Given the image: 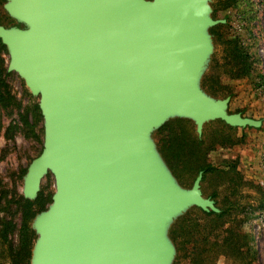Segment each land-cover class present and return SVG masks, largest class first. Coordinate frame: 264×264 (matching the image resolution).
<instances>
[{"label":"water","instance_id":"1","mask_svg":"<svg viewBox=\"0 0 264 264\" xmlns=\"http://www.w3.org/2000/svg\"><path fill=\"white\" fill-rule=\"evenodd\" d=\"M210 0H5L20 27L0 25L9 62L43 119V147L23 177L34 201L51 174L55 192L34 217L29 264H172L168 232L189 209L218 214L199 171L181 187L152 134L184 119L254 128L229 97L201 87L213 43Z\"/></svg>","mask_w":264,"mask_h":264},{"label":"rangeland","instance_id":"2","mask_svg":"<svg viewBox=\"0 0 264 264\" xmlns=\"http://www.w3.org/2000/svg\"><path fill=\"white\" fill-rule=\"evenodd\" d=\"M227 1L210 0L209 3L212 12L216 11L215 18L211 14L212 19L225 21L223 24L225 27L218 25L213 27L216 28V36H213L209 30L213 43L211 60L215 58L219 62L218 66H221L224 55L223 42L231 36L240 35L243 46H250L255 63L250 76L238 80H227L222 77L223 89L215 96H210L215 99L229 97V113H239L242 117L260 121L261 126L257 129L239 130L237 136L240 141L236 145L229 147L215 145L205 159V163L214 170L207 175L205 181L201 182V192L204 198L211 199V196L215 195L211 200L216 203V207H224L228 210L229 222L233 219L243 220L242 230L253 240L254 255L250 264H264V0H238L235 7L227 4ZM4 4L5 0H0V25L20 26L6 14L3 9ZM0 58L3 60L0 64V82L4 96V106L0 103V189L5 188L10 197L15 192L22 195L23 177L27 168L41 153L43 119L42 116L37 119L32 113L33 105H38V98L31 96L24 81L16 73L7 72L9 57L6 49L0 53ZM223 68L219 67L215 74L222 76ZM164 126L165 129L162 130L160 137L165 135L166 138L170 134L176 136L181 131L184 132L186 140L188 137L197 136L194 124L188 120L175 118ZM220 128L221 125L217 121L207 123L203 127L201 137L208 142L210 138L217 136L216 133L221 131ZM154 133L152 138L159 152L158 136L154 137ZM188 143L186 141L187 146ZM161 144L165 145L164 142ZM187 152L186 148L184 160L176 166L178 178L159 153L178 184L189 189L197 175L195 176L191 170L194 158L186 155ZM226 160L234 161L236 166L235 171L224 178L221 170L226 169L224 166ZM54 192V178L51 174H47L40 183L38 193L45 200L44 210L50 205ZM12 211L14 223L18 226L19 213L13 205ZM185 216L188 219L197 217L191 208L175 220L170 229ZM176 257L177 249L172 264H175ZM179 264H193V262L190 258H181ZM202 264L233 263L223 258L212 257L204 260ZM234 264L242 263L237 261Z\"/></svg>","mask_w":264,"mask_h":264},{"label":"trees","instance_id":"3","mask_svg":"<svg viewBox=\"0 0 264 264\" xmlns=\"http://www.w3.org/2000/svg\"><path fill=\"white\" fill-rule=\"evenodd\" d=\"M238 0H228L227 4L235 7ZM216 11L213 10V18ZM218 27H225L219 24ZM216 28H211L210 33L213 36ZM251 38V36H250ZM223 60L221 66L214 58L211 60L210 68L201 81L202 89L211 96H215L218 91L223 89L221 78L227 80H238L244 76H250L253 69L255 59L250 52V46H243L240 35L231 36L223 42ZM5 47L0 42V53ZM3 60L0 58V64ZM224 67L222 76L216 75V70ZM2 83L0 82V103L3 104ZM32 113L40 119V111L38 105H33ZM183 121V120H181ZM221 125V131L216 133L217 136L210 138L205 142L204 138L188 137L184 138V132L176 136L172 134L167 137H160L165 126L154 133V137L158 136V148L162 157L169 165L170 169L178 178L176 166L180 161L184 160L185 149H188L186 155L194 158V164L191 168L195 176L199 171L203 172L202 181H205L207 175L214 168L205 163V159L210 151H213L215 145L220 147H229L239 143L237 132L243 129L232 128L221 121H217ZM186 141L189 142L188 146ZM164 142L165 145H162ZM187 161V160H186ZM225 168L222 175L228 177L235 171V162L232 160L224 161ZM232 163V164H231ZM201 181V182H202ZM215 195L211 196V199ZM45 200L38 194L34 201L26 200L21 194L13 193L10 197L5 188L0 189V264H29L31 251L33 248L36 235L31 229V224L39 212L44 210ZM12 205L19 213L18 226L14 223V212ZM215 206L216 203H215ZM220 212H202L200 209L193 208L196 213V219H188L187 216L180 218L170 229L169 236L177 249V257L175 264H179L180 259L190 258L193 264H202L204 260L210 258H223L231 261L233 264L239 261L242 264H250L252 262V238L242 230L243 220H228V210L224 207H217ZM15 236V239H13ZM215 256V257H214Z\"/></svg>","mask_w":264,"mask_h":264},{"label":"flooded vegetation","instance_id":"4","mask_svg":"<svg viewBox=\"0 0 264 264\" xmlns=\"http://www.w3.org/2000/svg\"><path fill=\"white\" fill-rule=\"evenodd\" d=\"M10 27V26H9ZM17 27H20V26H17ZM8 28V27H7Z\"/></svg>","mask_w":264,"mask_h":264}]
</instances>
